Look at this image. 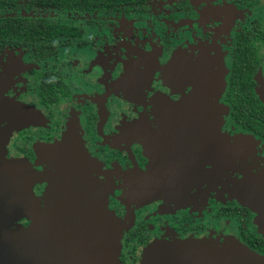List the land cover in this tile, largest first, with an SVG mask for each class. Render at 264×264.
Wrapping results in <instances>:
<instances>
[{
	"label": "flooded vegetation",
	"instance_id": "obj_1",
	"mask_svg": "<svg viewBox=\"0 0 264 264\" xmlns=\"http://www.w3.org/2000/svg\"><path fill=\"white\" fill-rule=\"evenodd\" d=\"M0 109L1 154L38 171L78 135L122 264L171 237L264 257V0H0Z\"/></svg>",
	"mask_w": 264,
	"mask_h": 264
},
{
	"label": "water",
	"instance_id": "obj_2",
	"mask_svg": "<svg viewBox=\"0 0 264 264\" xmlns=\"http://www.w3.org/2000/svg\"><path fill=\"white\" fill-rule=\"evenodd\" d=\"M3 137L0 127V149ZM1 150L0 264H122L123 225L90 173L97 164L77 134L46 147L51 170L7 159ZM38 182L47 183L42 197L33 190ZM143 256L142 264H264V257L235 239H160Z\"/></svg>",
	"mask_w": 264,
	"mask_h": 264
},
{
	"label": "rangeland",
	"instance_id": "obj_3",
	"mask_svg": "<svg viewBox=\"0 0 264 264\" xmlns=\"http://www.w3.org/2000/svg\"><path fill=\"white\" fill-rule=\"evenodd\" d=\"M4 112L0 109V125H2L3 123H1V122H4L6 119H7V115H6V118L5 117H2ZM8 120H9V122L10 123H13V124H11L10 125V123H9V126H1V129H2V131L5 133V137H3V141L1 142V144H3V142L4 141H6V139H7V141H8V137H9V135L12 133V132H14L17 128H18V126H17V128L16 129H14V124H15V120L14 119H9V117H8ZM7 137V138H6ZM48 145H46V147H47ZM46 147H45V149H46ZM45 149H43V151H42V156H41V159L44 161V164H47V159H49V158H47L46 159V155H45V153H46V150ZM48 157H49V155H48ZM49 161H51L50 159H49ZM52 169V166L51 165H49V168L47 169V168H45L44 170H42V171H45V170H51ZM89 171H90V173L92 174V175H94L93 177L96 179L97 178V175L95 174V170H92V169H90L89 168ZM51 179H52V177H51ZM48 181V180H47ZM46 181V182H47ZM99 181V180H98ZM46 182H44V183H46ZM160 183H161V181H160V177L158 176V175H155V174H152V176H151V178L148 180V182H147V184L145 185V189H146V192L147 193H151V194H158L160 191H161V188L159 187V185H160ZM98 185H99V183L98 184H96V186L98 187ZM96 193V192H95ZM93 191H91V199L92 200H94L95 198H96V195L97 194H95ZM122 225H123V228H121V230H123L124 229V231H125V229H126V225L124 224V223H121Z\"/></svg>",
	"mask_w": 264,
	"mask_h": 264
}]
</instances>
